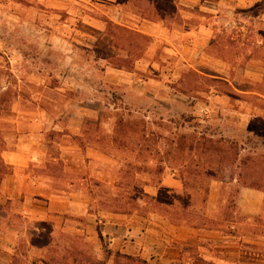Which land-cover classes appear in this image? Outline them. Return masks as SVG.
Returning a JSON list of instances; mask_svg holds the SVG:
<instances>
[{"label": "rangeland", "instance_id": "rangeland-1", "mask_svg": "<svg viewBox=\"0 0 264 264\" xmlns=\"http://www.w3.org/2000/svg\"><path fill=\"white\" fill-rule=\"evenodd\" d=\"M50 1L63 9L0 0V157L26 151L31 179L89 216L54 232L22 218V198L5 203L1 184L0 229L23 236L0 264H101L77 217L99 227L104 213L217 232L193 264L216 246L230 261L216 264H264V0ZM204 26L206 55L193 50Z\"/></svg>", "mask_w": 264, "mask_h": 264}, {"label": "crops", "instance_id": "crops-1", "mask_svg": "<svg viewBox=\"0 0 264 264\" xmlns=\"http://www.w3.org/2000/svg\"><path fill=\"white\" fill-rule=\"evenodd\" d=\"M73 1L87 2L86 0ZM239 1L245 8L251 6L249 0ZM256 1L258 2V0ZM62 2V0H58V3ZM46 3L49 10L56 8L63 9L59 5H53L55 3L53 1L46 0ZM262 18L261 20L264 21V13ZM150 36L159 37V33H151ZM212 38L213 27L211 26H204L199 28V30H195L193 32V50L199 54L206 55L207 50L211 46ZM260 81L262 82V80ZM2 158L5 165L13 167L12 175H9L4 182L3 179L0 178V185L2 184L5 189L3 198L6 200L5 203L10 199L16 201L19 200V197L22 198V218L31 222L37 220L39 221L38 223L49 220V222H52L50 227L54 232L72 233L73 230L67 226V221L73 218L72 216H75L74 214L89 216L84 202L81 204L79 203L80 199L51 196L47 191L50 188L44 186L42 180L31 179V175L25 172L31 163L30 157L26 151L6 150L3 152ZM9 185H11V190L13 188L17 190V185H20L21 192L18 194H9ZM39 198H44L47 202H45V204H40ZM260 210L259 205L257 208L254 207L253 210L246 209V212L247 214L256 216L260 213ZM77 218L83 220L85 224L88 222L89 225L85 227V230L90 234L93 246L98 255L97 262L101 264H116L118 259L121 260L117 257L122 256L138 259L147 264H193V252L197 254L199 249L198 242H200L201 238L205 236L208 240H214L212 238H215L217 233L212 232V230L204 231L196 227H179L164 221L160 224L151 223L147 226L137 225L134 223L137 222V220L133 219L132 215L128 214L104 213V215L100 217L102 222L99 227L96 216L93 221H90V219L86 221V219L82 217ZM36 232L40 233L39 230H36ZM77 232L82 235L85 234L84 230H78ZM98 232H100V236ZM10 236H14L15 239H17L15 242H17L18 239L23 236V233L14 225L6 224L4 227L1 226L0 255L2 256L5 255V252H9V250L12 252L16 251V243L8 240ZM239 244L238 241V245ZM105 249L109 250L111 254L108 260H106L105 257ZM214 250L216 255H213L211 260L205 259L202 260L204 262L200 261V264H216L213 259L222 260V262L226 263L230 262L227 258L228 253L224 252L223 249L219 250L216 246ZM9 259H11L10 255L7 256V264H9ZM121 261L128 264V262L124 260ZM253 264H256V261H254Z\"/></svg>", "mask_w": 264, "mask_h": 264}, {"label": "trees", "instance_id": "trees-1", "mask_svg": "<svg viewBox=\"0 0 264 264\" xmlns=\"http://www.w3.org/2000/svg\"><path fill=\"white\" fill-rule=\"evenodd\" d=\"M108 27H110L111 25L113 26V24L111 23V22H109L108 24ZM116 28H120V27H116ZM120 30V29H119ZM124 30H127V29H125L124 28ZM0 110H1V107H0ZM198 141H200V140H198ZM231 145H233L234 146V144L233 143H231ZM3 151H5V149H4V147H3V149H2V152ZM1 152V153H2ZM6 167L8 168V166L7 165H5L4 164V162L2 161V159H1V157H0V177H2V173H1V171H3V170H5L6 169ZM256 185V183L255 182H251L250 184H246V183H243V186H245V187H248V188H258V187H256L255 186ZM98 234H99V236H100V232H98ZM239 243H240V241H239ZM117 258H120L121 260H124V261H126V262H128V263H130V264H133L134 262L135 263H140L141 261H139L138 259H134V258H131V257H125V256H122V257H117ZM119 260V259H118ZM141 263H143V262H141Z\"/></svg>", "mask_w": 264, "mask_h": 264}]
</instances>
